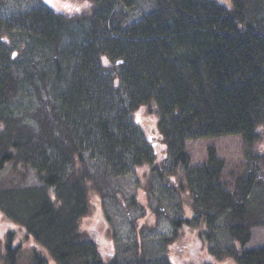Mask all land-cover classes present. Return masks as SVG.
Wrapping results in <instances>:
<instances>
[{"label": "trees", "instance_id": "1", "mask_svg": "<svg viewBox=\"0 0 264 264\" xmlns=\"http://www.w3.org/2000/svg\"><path fill=\"white\" fill-rule=\"evenodd\" d=\"M251 1L232 0L233 7L227 8L217 0H154L151 12L132 22L117 5L132 7L137 0H94L91 12L78 18H62L46 4L11 18L0 15V171L11 162L16 168L29 165L43 183L38 190L16 184L0 189L4 218L18 223V229L45 247L57 264H114L84 238L87 230L80 225L95 205L89 196L94 180L83 153L96 152L98 145L115 167L127 153L133 166L152 161L149 152L140 149L143 130L132 117L144 108L156 117L157 139L177 148L182 190L192 189V215L200 213L198 226L183 217L173 221L175 229L191 225L196 244L209 245L212 222L226 214L232 246L213 250L212 255L226 254L237 264H264V247H245L253 228L264 224V207L248 204L254 202L250 193L259 194L255 187L264 188V182H255L256 169L227 192L220 178L223 163L213 149L196 176L190 174L183 150L187 140L240 135L252 161L250 148L264 129V25H257L251 15L258 9ZM68 36L71 43L59 57ZM11 41L32 49L47 46L57 62L46 61L44 72H39L23 53L25 62L16 68L8 64L20 53L8 50ZM106 61L112 67L109 74L104 73ZM53 73L65 88L58 87V104L37 110L35 131L6 106L14 102L24 81L33 79L38 87L37 76ZM114 112L119 115L113 117ZM132 125L140 132H130ZM260 161L264 174V158ZM72 162L78 165L76 172ZM119 165L128 171L127 165ZM255 198L260 204V195ZM14 231L0 242V264H21ZM45 262L44 254L34 251L30 264Z\"/></svg>", "mask_w": 264, "mask_h": 264}, {"label": "rangeland", "instance_id": "2", "mask_svg": "<svg viewBox=\"0 0 264 264\" xmlns=\"http://www.w3.org/2000/svg\"><path fill=\"white\" fill-rule=\"evenodd\" d=\"M217 2L227 8L233 7L232 0H217ZM253 3L258 9L251 12V15L257 25H264V0L249 2L250 5ZM45 4L59 13L62 18L66 16L78 18L88 15L95 2L94 0H0V15L11 18L13 15L16 16ZM117 6L120 12L125 11L127 15H124L128 16L127 20L132 22L151 12L155 2L154 0H137V4L132 7L121 3ZM71 39L69 36L65 38L68 44L60 46L59 57L64 55L61 51L69 46ZM15 48L20 53L14 62H8V64L16 68L23 65V53L29 54V61L35 64L34 68L39 72H44L42 69L47 66L46 61L57 62L53 60L57 56L47 46L32 49L27 44L17 46L15 41H11L8 50L12 51ZM63 63L67 68V59ZM105 63L104 73L109 74L112 67L108 61ZM50 69L51 71L56 70L54 65H51ZM54 74L48 77L41 74L42 78L37 76L38 87L34 85L33 79H27L24 81L22 90L14 98V102L6 106L10 112L12 111L24 120L23 124L35 131L39 126L35 118L37 110L51 109L53 104H58L56 103L59 99L57 97V91H60L58 87L65 88L62 79L52 76ZM112 115L117 117L119 114L114 112ZM132 117L133 121L143 130L140 132L138 127L135 129L140 132L142 140L140 149L148 151L152 161L144 165L133 166L130 161L131 153H127L122 161L118 160V166L115 167L101 154L98 145L95 144L96 152L84 151V163L94 180V189H90L89 196H91L90 200L93 199L95 202V205L92 204L90 210L87 211V215L82 216L83 219L88 217V220H80L82 230H87L83 232L84 238L93 243L101 255L114 264H205L206 261L213 264H237L226 254L218 257L212 255L213 250L224 251L232 246V238L226 227V214L215 217L212 222L210 229L213 237L209 245L196 244V234L189 231V227L198 226L201 217L199 212L192 215L194 213L192 189L190 188V192L188 188L186 192H184L185 189L182 190L183 181L177 173L175 159L177 148L173 149L174 146L157 139L160 137V131L156 117L148 114L144 108L135 111ZM129 130L136 132L133 125ZM151 137L155 139L150 141ZM254 147H251V152H249V156L254 158H250L252 161H249V157L245 154L244 139L240 135L187 140L183 150L189 158L188 170L190 174L194 173L196 176L195 172L207 165L209 150L213 149L217 158L223 163L221 183L225 185L227 192H233L237 180L250 174L251 170L256 169L257 180L255 182L258 180L264 182V174L259 170V168L262 169L260 160L264 158V129L261 132V139ZM124 163L128 166V171L121 170L119 164L123 167L126 166ZM70 166L72 171L78 170V165L75 166L74 162L70 163ZM20 168H16L12 162L6 164V167L0 171V189L10 185L12 187L13 184L21 188L41 189L43 183L36 170L29 165L20 166ZM68 176L69 178L74 177L73 174ZM187 186L190 187L189 184ZM255 188L259 191L260 204L255 201V197L258 196L257 192L250 193L248 198L254 202L252 204L248 202V204L264 207V199H261V196L264 198V188L259 186ZM101 212L104 216H99ZM183 217L191 218V225L183 223L175 229L173 221H179ZM18 228V223L4 218L3 211L0 209V242L3 244L6 233L15 230L13 244L15 248L18 246L21 264H30L32 254L36 250L44 254L46 258L44 264H57L45 247L36 242L26 231ZM245 247H264V224L253 228L251 240ZM0 249L3 251L2 245Z\"/></svg>", "mask_w": 264, "mask_h": 264}]
</instances>
